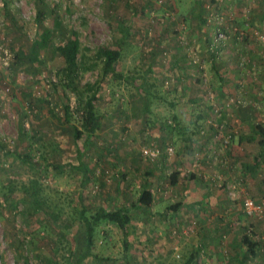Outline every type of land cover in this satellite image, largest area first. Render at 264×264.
Segmentation results:
<instances>
[{"label": "rangeland", "instance_id": "1", "mask_svg": "<svg viewBox=\"0 0 264 264\" xmlns=\"http://www.w3.org/2000/svg\"><path fill=\"white\" fill-rule=\"evenodd\" d=\"M234 1L0 0V89L9 87L0 91V264H167L194 247L196 242L188 238L186 243L168 237L162 242V235L178 231L164 230L162 213L137 203L147 183L145 171L156 164L142 150L173 143L169 145L176 153L178 142L173 138L177 98L168 95L169 84L154 75L142 76L143 66L151 59L157 69L163 45L178 44L182 12L199 2L200 9L214 6L216 13L223 7L224 16ZM239 7L246 8V19L258 12L256 1ZM48 33L46 45H38ZM246 38L264 45L248 34ZM75 39L79 69L70 78L58 47ZM184 39L180 36L183 45H191L189 37ZM118 47L116 77L104 73L103 54ZM150 47L159 53L150 57ZM87 83L96 88L95 110L103 117L92 135H87L83 119ZM74 127L80 133L77 140ZM25 155L32 158L30 163L22 160ZM80 161L87 170L85 182L75 168ZM153 190L155 199L168 202L169 196ZM257 200L264 202V196ZM82 205L88 215L101 206L127 208V251L121 229L103 221L96 227L92 251L108 260L88 256L77 262L86 243ZM245 216L248 220L237 233L240 242L248 224L264 234V216ZM258 244L247 249L245 243L240 264H264V240ZM222 247L219 264H234L231 249Z\"/></svg>", "mask_w": 264, "mask_h": 264}, {"label": "crops", "instance_id": "2", "mask_svg": "<svg viewBox=\"0 0 264 264\" xmlns=\"http://www.w3.org/2000/svg\"><path fill=\"white\" fill-rule=\"evenodd\" d=\"M254 1L258 12L246 19V8L239 4ZM197 3L179 15L184 21L179 35L184 41V37H189L191 45H183L177 36L178 44L163 45L156 60L157 69L151 59L143 66L142 76L154 75L164 85L169 84L168 95L178 101L174 105L178 117L173 137L178 141L176 153L162 156L145 171V187L153 198L147 209L162 213L160 226L164 230L178 231L162 235V242L166 237L174 243L180 240L178 244L188 239L196 242L189 251H181L180 260L169 259L167 264H219L223 259L222 245L231 249V262L240 264L241 251H246L245 242L237 236L247 219L243 198L253 195L257 200L264 196V136L260 130H264V45L246 40L247 34L249 39L254 38L252 32L257 28L264 32V0H235L228 7L224 27L229 40L220 47L219 57L208 46L214 6L200 9ZM222 10L225 9L220 8L218 13L223 14ZM148 50L150 57L159 53L156 48ZM241 56L246 60L243 67L239 65ZM210 91L215 93V100ZM214 105L222 110L213 118L224 123L231 134L226 144L214 137V125L207 119ZM168 159L172 170L167 168L171 166ZM154 188L169 196L167 203L162 197L154 198ZM183 231L191 235L186 236ZM223 231L227 233L221 234ZM215 247L217 251L212 250ZM164 257H169L166 251Z\"/></svg>", "mask_w": 264, "mask_h": 264}, {"label": "trees", "instance_id": "3", "mask_svg": "<svg viewBox=\"0 0 264 264\" xmlns=\"http://www.w3.org/2000/svg\"><path fill=\"white\" fill-rule=\"evenodd\" d=\"M50 33L45 34L43 38H41L40 42H36L38 45H46L47 38ZM123 38L127 35V31L122 34ZM35 43V44H36ZM36 44V45H37ZM120 47L116 49L109 50L103 54V69L104 73H111L112 75L118 77V73L115 71L114 64L115 62L119 59L120 57ZM58 51L60 55L62 56L65 65H66V73L68 76L71 78V76H74L78 69H79V63L77 60V52H78V40H73L65 45L59 46ZM86 88L88 91H90V94L86 97V99L83 101V106H84V115L83 119L87 125L86 131L87 135H92L95 133L96 130H98L101 126L102 123V115L98 114L95 110V101L97 99V92L96 88L92 85L87 83ZM146 109L148 106H145ZM67 110V107H66ZM262 132V135L264 136V130L260 129ZM79 131L74 127V138L77 140L79 138ZM231 139V138H230ZM261 144L264 147V140L261 142ZM77 152L80 156L82 153L79 149H77ZM22 160L26 163H30L32 158L25 155L22 157ZM61 167V166H59ZM78 170H81L83 172L82 176V182H85L84 175L86 176L87 170L85 167V164L83 162H79V165L76 166ZM152 193L150 190H148L145 186L140 190L138 197H137V203L143 206H149L152 203ZM87 209L84 205L80 207L79 210V215L80 218L82 219L84 226L86 228V243L83 251L80 253L77 262H81L88 256H93L97 258L99 261H106L108 258H102L98 257L95 253L92 251V247L94 244V236H95V230L96 227L103 221L115 223L123 232V241H124V249L127 251V224L130 220V215L128 213L127 208L125 207H120L114 210H108L104 207H98L94 213L88 215ZM251 227L249 224L246 225L245 230L247 228ZM249 238L245 236L244 242L248 244L249 248L252 249L253 245L259 246L262 241H251L249 242Z\"/></svg>", "mask_w": 264, "mask_h": 264}, {"label": "built area", "instance_id": "4", "mask_svg": "<svg viewBox=\"0 0 264 264\" xmlns=\"http://www.w3.org/2000/svg\"><path fill=\"white\" fill-rule=\"evenodd\" d=\"M212 35L211 40L208 43L210 50L216 54L218 57L220 56V47L227 43V33L224 27V16L221 13H215L212 16ZM252 36L256 39L264 43V33L254 30L252 32ZM7 54V53H5ZM246 63L244 56H241L239 59V65L243 67ZM204 73V72H203ZM8 86H2L0 91L3 93L8 92ZM3 100L9 101V97H2ZM221 107L218 105L213 106L212 116L218 115L221 112ZM210 124L214 125L215 133L214 137L218 140H223V143H228L231 138L230 132L225 130V124L222 122H217L213 117L208 121ZM175 153V149L171 145H167L165 147L158 146H149L145 147L142 150V155L145 159L149 161H157L162 158V156H171ZM243 212L249 217H263L264 216V202L255 200L252 197L246 196L242 201ZM245 236H247L251 241H263L264 234H259L255 232L253 227H249L245 230Z\"/></svg>", "mask_w": 264, "mask_h": 264}]
</instances>
